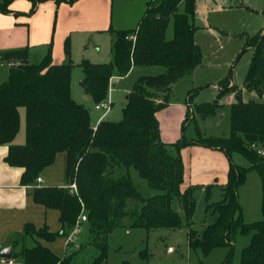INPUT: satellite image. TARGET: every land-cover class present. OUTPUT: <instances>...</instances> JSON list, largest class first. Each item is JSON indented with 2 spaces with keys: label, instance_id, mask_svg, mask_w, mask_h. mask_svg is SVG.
Instances as JSON below:
<instances>
[{
  "label": "trees",
  "instance_id": "trees-1",
  "mask_svg": "<svg viewBox=\"0 0 264 264\" xmlns=\"http://www.w3.org/2000/svg\"><path fill=\"white\" fill-rule=\"evenodd\" d=\"M13 0H0V11L8 13ZM34 10L42 0H30ZM73 3L76 0H55ZM183 9L180 10V4ZM196 0H150L144 16L135 28L115 30L110 62L95 63L83 59L81 84L96 102L107 97L114 76L127 74L133 66L159 65L158 74H142L134 82L118 121L102 119L92 123L89 109L71 95V61L56 63L51 50L38 62L28 59L27 48L2 52L10 64L8 78L0 84V144L9 149L5 157L12 166L23 168L22 184H32L43 169L52 164L56 154H67V175L77 191L68 186H37L32 190L35 202L60 211L61 230L49 231L26 223L23 234L35 238L33 245H22L13 257L24 264H79L76 251L61 257L37 238L53 241L69 233L83 221L88 222L92 244L99 254L88 264H99L108 254L107 236L116 227H189V245L207 255L218 246H234L237 234L252 232L242 248L239 264H264V156L256 146H264V28L246 35L245 47L253 56L243 84L229 78L217 84L213 101L198 103L202 117L222 104L221 98L234 94L231 102V133L227 137L184 134L173 142L161 138L157 112L168 105L174 83L203 63V52L195 39ZM174 32L166 35L170 22ZM69 52V45H66ZM244 89L259 98L246 99ZM194 93L186 104L192 106ZM25 108V142L15 144L20 125V109ZM193 112V108H192ZM191 112V114H192ZM182 122V130L188 121ZM191 144L223 150L230 158L223 197L208 204L217 210L216 219L202 232L193 227L194 185L184 184V161L180 150ZM234 152L250 161L242 166L232 161ZM135 169L152 188L161 190L144 196L131 178ZM250 169L261 177L263 217L247 222L239 198V187ZM209 195V191H208ZM208 199V197H206ZM86 216L83 220L82 217ZM71 244V243H70ZM232 252L224 264H231ZM121 264H146L123 261Z\"/></svg>",
  "mask_w": 264,
  "mask_h": 264
},
{
  "label": "rangeland",
  "instance_id": "rangeland-1",
  "mask_svg": "<svg viewBox=\"0 0 264 264\" xmlns=\"http://www.w3.org/2000/svg\"><path fill=\"white\" fill-rule=\"evenodd\" d=\"M183 6L184 4L181 3L180 10ZM210 24L212 25L210 29L200 25L201 28L199 27L196 33V39L202 48L204 63L197 66L193 72L180 77L172 86L170 93V100L177 103L186 102L189 93H194L192 106L188 107L189 119L185 129L180 132L181 136L184 134L188 138H198L199 134L216 137L230 135L231 106L226 101L228 94L222 97L224 103L217 106L214 112L207 117L201 116L197 106L198 103L210 102L216 98V86L223 79L229 78L239 86L243 84L253 56L252 48L244 50L245 39L247 34L256 33L264 28V0H244L235 7L213 11L210 14ZM173 32L174 26L171 21L167 28V37L171 38ZM106 38L104 36L100 41V50L96 53L102 57L98 60L100 62H110L113 58L112 46L115 40L111 41L109 35L108 39ZM89 46L94 47L92 42ZM8 68V65L0 64V84L8 78ZM164 70L165 67L159 65L133 67L118 80L114 82L111 80L106 97V100L110 102L109 107L96 108L99 102L91 96H85L81 84L83 69L78 63L72 66L71 95L75 101L89 109L94 123L102 118L118 121L123 117L126 96L135 80L142 74H158ZM243 97L246 99L259 98L256 93L247 89H244ZM20 110L23 112L24 108ZM22 125L17 135L18 138L22 135L25 137L26 133V119L23 116ZM232 156L235 163L242 166L250 165V161L243 154L234 152ZM131 178L144 196H153L161 192L159 189L152 188L135 169H131ZM188 185L190 184L187 182L185 186ZM194 186L193 227L202 232L217 217V210L213 206L208 207V204L222 199L223 189L218 184H194ZM239 198L247 222L257 221L263 217L261 177L256 169L248 171L245 181L239 187ZM80 227L81 231L76 235L75 243L67 247V252L76 251V261L86 264L94 260L99 250L92 244L88 222L83 221ZM251 235L252 232L239 233L233 248L230 245L218 246L207 255H203L198 248L189 245V227L185 225L177 228L156 227L151 229L116 227L107 236L106 259L108 264H121L126 260L146 264H224L232 252L231 264H239L241 250L249 243Z\"/></svg>",
  "mask_w": 264,
  "mask_h": 264
},
{
  "label": "crops",
  "instance_id": "crops-1",
  "mask_svg": "<svg viewBox=\"0 0 264 264\" xmlns=\"http://www.w3.org/2000/svg\"><path fill=\"white\" fill-rule=\"evenodd\" d=\"M149 1L76 0L73 3H57L55 0H42L30 12L32 7L30 0H13L9 6L10 12L0 11V64H6L10 68V62L3 59L2 52L18 48H27L28 59L31 62H38L51 50L52 59L56 63L71 61L74 66L83 59L89 58L92 62L100 63L98 60L102 57L96 54L100 50V41L104 36L108 39V35L111 41L116 38L110 28L122 30L137 27L146 12ZM243 1L196 0L197 9L193 21L198 27L195 39L200 25L209 29L212 27L210 24L211 12L235 7ZM90 42L93 43V48H90ZM197 43L199 44L198 41ZM67 44L69 52L66 51ZM122 76H114L112 81L114 82ZM231 82L235 83L232 80ZM84 93L86 97H90L85 91ZM226 96H228L226 101L231 104L234 101V94L229 93ZM170 101L167 106L157 112L161 138L166 142H173L181 137L182 122L186 118L188 110L186 102ZM221 102L224 103L222 98ZM20 115L21 128L23 127L22 116L25 118V108L23 112L20 110ZM102 119H98L95 123L92 121V123L96 125ZM24 142V135L21 138L16 136L14 139L15 144ZM8 149L7 144H0V249L11 245L14 253L22 245L31 246L35 242L34 237L23 234L26 223H33L36 228L47 226L49 231L61 230L60 211L35 202L32 190L37 186L44 185L68 186L69 179L67 154L60 151L56 154L54 162L41 172L42 182L40 184L36 180L32 184H22L23 168L12 166L6 161ZM180 153L184 161L183 186L187 182L190 185L218 184L221 186L227 182L230 158L223 150L191 144L183 147ZM76 228L78 230L73 234L74 240L71 242L68 241L67 236H59L53 241H47L44 238L37 239L63 257L68 253L67 247L70 246V243H75L76 235L81 231L80 225H77ZM13 253L7 264H24L23 257L19 256L21 259H18V256L14 258ZM99 264H108V260L105 258Z\"/></svg>",
  "mask_w": 264,
  "mask_h": 264
},
{
  "label": "built area",
  "instance_id": "built-area-1",
  "mask_svg": "<svg viewBox=\"0 0 264 264\" xmlns=\"http://www.w3.org/2000/svg\"><path fill=\"white\" fill-rule=\"evenodd\" d=\"M12 63H16V64H19L21 63L19 60H15L14 62H10V64ZM109 100H106V98L102 101H100L99 103L96 104V108H102V107H109ZM256 149H257V152L261 155L264 156V146H256ZM36 181L38 184H40L42 182V177L39 175L37 176L36 178ZM68 187L70 189L71 192H76L77 191V185L75 182H70L68 184ZM78 228H74L71 232V234H69L67 237L68 241L71 242L74 240L73 238V234L75 233V231H77ZM9 262V258H6V257H0V263L1 264H7Z\"/></svg>",
  "mask_w": 264,
  "mask_h": 264
},
{
  "label": "water",
  "instance_id": "water-1",
  "mask_svg": "<svg viewBox=\"0 0 264 264\" xmlns=\"http://www.w3.org/2000/svg\"><path fill=\"white\" fill-rule=\"evenodd\" d=\"M86 219V216H83V220ZM13 253V248L11 245L5 246L3 248L0 249V256L1 257H6V258H10L12 256Z\"/></svg>",
  "mask_w": 264,
  "mask_h": 264
}]
</instances>
